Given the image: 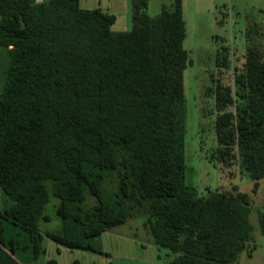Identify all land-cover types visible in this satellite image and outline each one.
Returning a JSON list of instances; mask_svg holds the SVG:
<instances>
[{
    "label": "trees",
    "instance_id": "trees-1",
    "mask_svg": "<svg viewBox=\"0 0 264 264\" xmlns=\"http://www.w3.org/2000/svg\"><path fill=\"white\" fill-rule=\"evenodd\" d=\"M148 3L130 0V26L116 31L113 14L79 0H0V189L9 202L0 264H38L45 240L104 254L92 241L136 218L174 256L167 264H232L253 242L250 194L199 197L185 181L183 74L192 62L183 0L154 17ZM243 37L230 61L224 47L214 54L203 95L216 110L214 157L239 164L255 192L264 178V23L248 22ZM51 195L57 233L39 226ZM258 224L264 246V199ZM6 225L20 232L6 238Z\"/></svg>",
    "mask_w": 264,
    "mask_h": 264
},
{
    "label": "rangeland",
    "instance_id": "rangeland-1",
    "mask_svg": "<svg viewBox=\"0 0 264 264\" xmlns=\"http://www.w3.org/2000/svg\"><path fill=\"white\" fill-rule=\"evenodd\" d=\"M172 2L149 0L147 13L154 17L162 7L171 8ZM80 6L84 9L107 8L109 11L106 12L115 16V24L123 20L124 15L130 21V0H81ZM183 16L186 22L184 48L192 62L183 74L186 97L185 181L199 197L206 196L208 190H229L232 187L250 194L253 203L249 221L253 227V242L232 264H264L263 238L258 224L264 199V178L258 182L256 191L252 192L253 182L239 164L227 168L214 157L216 110L213 99L203 95L211 67L215 69L214 54L224 47L230 61L234 55L241 53L246 24L250 21L264 23V0H183ZM7 63L6 52L1 50L0 89L4 81L2 71L4 73ZM227 74L226 79L229 80L226 82L233 86L232 70ZM57 205L58 200L51 195L44 211L47 220L39 223L41 231L60 232L61 221L55 214ZM8 206L9 202L0 189V209ZM142 223L141 218L132 219L93 240L92 243L98 245L104 254H88L80 250L71 252L45 240L48 251L38 264H44L48 258H55L62 264H70L74 258L85 264H167L174 256L153 243ZM17 232L20 230L16 227L6 225V238L15 236ZM17 238L22 239V236Z\"/></svg>",
    "mask_w": 264,
    "mask_h": 264
},
{
    "label": "crops",
    "instance_id": "crops-1",
    "mask_svg": "<svg viewBox=\"0 0 264 264\" xmlns=\"http://www.w3.org/2000/svg\"><path fill=\"white\" fill-rule=\"evenodd\" d=\"M107 2H108V0H107ZM79 4L81 5V0H79ZM82 8V7H81ZM84 9V8H83ZM103 11H109L107 8H104V9H102ZM109 13H111V12H109ZM112 14V13H111ZM130 21H128V19H127V16L126 15H124V18H123V20H121L118 24H115L114 25V29L116 28V29H120V30H116V31H124V30H126L127 29V27H129L130 26V23H129Z\"/></svg>",
    "mask_w": 264,
    "mask_h": 264
}]
</instances>
